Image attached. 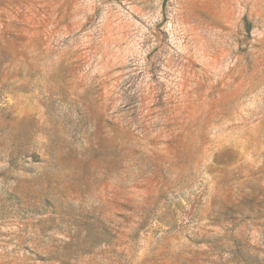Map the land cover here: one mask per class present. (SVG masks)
<instances>
[{
    "label": "rangeland",
    "instance_id": "374dc122",
    "mask_svg": "<svg viewBox=\"0 0 264 264\" xmlns=\"http://www.w3.org/2000/svg\"><path fill=\"white\" fill-rule=\"evenodd\" d=\"M0 264H264V0H0Z\"/></svg>",
    "mask_w": 264,
    "mask_h": 264
}]
</instances>
